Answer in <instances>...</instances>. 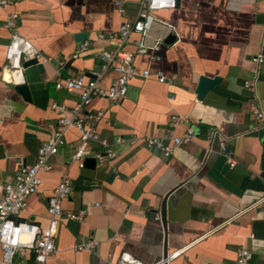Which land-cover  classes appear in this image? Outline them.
I'll use <instances>...</instances> for the list:
<instances>
[{
  "label": "crops",
  "instance_id": "1",
  "mask_svg": "<svg viewBox=\"0 0 264 264\" xmlns=\"http://www.w3.org/2000/svg\"><path fill=\"white\" fill-rule=\"evenodd\" d=\"M115 1L121 2L122 14ZM138 1L13 0L0 9V196L19 168L33 164L38 146L54 128L58 115L50 105L70 109L78 101L77 93L56 90L55 83L67 77L89 79L99 67L97 53L116 48L97 41L96 35L132 22ZM7 12L18 15L17 34L48 61L41 72L35 66L22 71L29 101L2 79ZM154 19L144 42L159 41V49L134 56L135 76L125 97L116 103L93 99L85 108L100 113L95 131L101 139L123 141L112 146L113 158L101 160L106 170L80 169L69 162L78 136L67 129L64 145L47 159L49 171L39 173L40 185L16 219L48 228L46 199L65 175L71 193L60 203L62 214H85L80 221L58 220L54 252L45 264H117L122 253L151 264L180 249L168 264H235L239 246L251 253L248 264H264L263 139L253 131L251 114L253 107L264 114V64L251 62L257 55L264 58V0H177L173 10L157 12ZM169 34L175 40L164 45ZM77 35L82 41L75 40ZM135 40L131 35L120 49L134 52ZM83 41L89 46L74 56ZM143 70L159 72L172 84L142 78ZM199 76L220 79L201 101L193 94ZM115 77L105 71L97 84L106 88ZM246 81L248 88L243 87ZM172 116L183 117L198 135L163 158L147 150L142 139L168 131ZM185 124H178L173 134H182ZM210 130L225 139L236 163L232 169L216 143L205 140ZM101 154L102 149L91 145L87 158L98 160ZM109 172L114 177L108 183ZM89 241L97 243L94 250H72ZM0 264H34L33 255L23 251L4 263L0 250Z\"/></svg>",
  "mask_w": 264,
  "mask_h": 264
},
{
  "label": "built area",
  "instance_id": "2",
  "mask_svg": "<svg viewBox=\"0 0 264 264\" xmlns=\"http://www.w3.org/2000/svg\"><path fill=\"white\" fill-rule=\"evenodd\" d=\"M13 0H0V9H4ZM117 13L122 14V4L120 1L113 3ZM176 7V0H139L136 17L132 22H124L114 32L99 33L96 40L116 46L111 51H100L97 53L99 61L98 70L89 73V79L82 77H67L57 81L54 88L67 93H77L78 101L70 109L63 105L52 103L50 108L56 111L58 118L54 128L48 133L47 138L40 143L36 150L34 162L27 167L19 168L13 175L12 180L5 183L0 196V250L1 260L9 263L16 253L30 251L33 255L34 264H45V259L54 252V234L58 220L64 217L68 220L80 221L84 212L77 214H62L60 203L71 193V183L63 175L51 195L46 199V214L48 228L39 229L37 226L19 222L16 219L19 211L24 208L27 197L34 194L40 185L39 173H46L50 167L47 159L55 155L64 145V134L67 129H72L78 136V145L74 147L68 159L78 168H83V161L87 158V152L91 145H96L103 150L105 158L114 157L113 145H118L123 141L117 139L114 143H109L101 139L96 131L95 124L99 120L100 113L91 114L85 108L93 99H102L111 103L121 101L127 92L128 82L135 76L133 58L136 55H146L149 52L156 53L159 49V41L152 45H147L144 38L148 34L154 15L164 10H173ZM18 15L15 12L5 13L3 27L9 32V41L5 46L3 58L5 70L2 79L11 86L23 84L22 63L28 60H35L39 64L48 62L47 59L38 52L31 43L19 36L16 32ZM170 29V27H169ZM131 35H136L134 41V52H126L120 49ZM89 46L88 41L81 42L75 49L74 56L84 53ZM255 66L264 64V58L260 55L251 58ZM112 71L116 74L114 80L106 88L98 86L97 81L100 74L105 71ZM142 78L152 76L157 83L171 85V79H165L161 73L150 74L147 70L140 73ZM250 82L243 83L244 88H248ZM252 118L255 121L254 132H260L264 139V114L253 107ZM183 117H170L169 130L158 137L143 138L142 142L147 150H154L163 158L171 155L175 147H182L191 143L198 132L185 124ZM178 124H185V129L179 136L173 134V129ZM136 139L131 138L130 142ZM207 142H214L217 145L218 154L223 157L227 168L230 170L235 166V161L226 149L225 139L216 130H210L205 136ZM264 198V196H263ZM96 242L89 241L74 245L73 251H92L96 247ZM184 249L177 250L151 264H168L171 260L182 253ZM251 253L248 249L239 246L235 249V264H248ZM117 264H142L137 259L127 253H122Z\"/></svg>",
  "mask_w": 264,
  "mask_h": 264
},
{
  "label": "water",
  "instance_id": "3",
  "mask_svg": "<svg viewBox=\"0 0 264 264\" xmlns=\"http://www.w3.org/2000/svg\"><path fill=\"white\" fill-rule=\"evenodd\" d=\"M176 5H177V0H176ZM83 37L82 35H77L75 37L76 41H82ZM175 40V37L173 34H169L167 35L162 43L164 45H169L172 44ZM29 66H35L36 69L41 72L43 70V65L37 63L35 60H28L26 62L22 63V68H26ZM220 83V79L217 77H206V76H199L195 85V88L193 90V94L195 96V99L197 101H201L203 100V98L205 97V95L211 91L215 86H217ZM14 91H16V93H18L24 101H29V92L27 89L26 85H17L14 86ZM262 151H261V168H264V139L262 141ZM102 159H105V154H101L98 157V160L94 159V158H85L83 161V168L84 169H88L91 171H97V172H104L106 170V167H104V165H102ZM114 177L113 172H109L105 178L106 182H110ZM150 217H154L153 214L150 215ZM123 225L128 226V222L123 221L122 222Z\"/></svg>",
  "mask_w": 264,
  "mask_h": 264
}]
</instances>
